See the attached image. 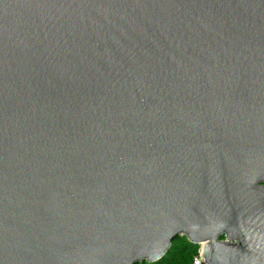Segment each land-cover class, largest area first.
I'll return each instance as SVG.
<instances>
[{"label": "water", "instance_id": "95a60500", "mask_svg": "<svg viewBox=\"0 0 264 264\" xmlns=\"http://www.w3.org/2000/svg\"><path fill=\"white\" fill-rule=\"evenodd\" d=\"M264 264V0H0V264Z\"/></svg>", "mask_w": 264, "mask_h": 264}, {"label": "trees", "instance_id": "16d2710c", "mask_svg": "<svg viewBox=\"0 0 264 264\" xmlns=\"http://www.w3.org/2000/svg\"><path fill=\"white\" fill-rule=\"evenodd\" d=\"M200 245H195L187 237L177 236L172 242L169 252L156 262L144 261L138 264H193L199 253Z\"/></svg>", "mask_w": 264, "mask_h": 264}, {"label": "built area", "instance_id": "2783aa9c", "mask_svg": "<svg viewBox=\"0 0 264 264\" xmlns=\"http://www.w3.org/2000/svg\"><path fill=\"white\" fill-rule=\"evenodd\" d=\"M201 254H202V249L200 248L198 255L196 257H194L193 264H200V263H203L204 262V259L201 256Z\"/></svg>", "mask_w": 264, "mask_h": 264}]
</instances>
